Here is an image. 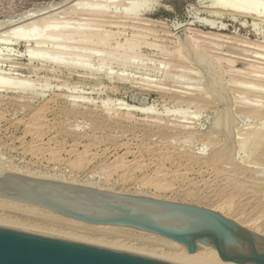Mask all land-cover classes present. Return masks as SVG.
<instances>
[{
    "label": "rangeland",
    "instance_id": "1",
    "mask_svg": "<svg viewBox=\"0 0 264 264\" xmlns=\"http://www.w3.org/2000/svg\"><path fill=\"white\" fill-rule=\"evenodd\" d=\"M134 1L118 2L121 9L136 7L131 16L118 9L121 16L115 18L117 7L111 5L105 15L113 19L109 21L76 11L72 6L81 0H0V34L18 22H42L48 11L44 21L52 27L60 21L59 26L67 25L64 30L73 26L79 32L87 19L90 27L96 19L98 28L114 33L104 46L75 42L76 34L71 39L66 35L64 41L59 36V41H52L46 34L52 43L44 39V48L38 45L47 49L33 58L26 53L28 45L36 46L33 41L9 36L0 43V76L7 73L32 82L21 91H0V168L217 212L222 208L229 215L225 217L264 232V113L259 116L264 112V73L249 66H264V53L256 55L251 46L264 44V15H233L214 7L213 0ZM24 25L18 26L25 32ZM139 32L140 45L120 46ZM213 34L217 36H209ZM61 41L68 51L54 64L50 58ZM66 57L73 63L65 65ZM84 59L87 68L75 67ZM118 101L150 109L126 110ZM255 109L258 114L252 112ZM8 207L0 203L1 222L68 237L75 234L49 216ZM97 235L89 236L102 237ZM115 239L133 251L136 245L144 247L139 244L143 238L130 232L116 231L105 240Z\"/></svg>",
    "mask_w": 264,
    "mask_h": 264
},
{
    "label": "water",
    "instance_id": "2",
    "mask_svg": "<svg viewBox=\"0 0 264 264\" xmlns=\"http://www.w3.org/2000/svg\"><path fill=\"white\" fill-rule=\"evenodd\" d=\"M0 199L78 221L131 227L182 244H206L222 261L264 264V236L196 205L25 176L0 168ZM0 264H194L0 222Z\"/></svg>",
    "mask_w": 264,
    "mask_h": 264
},
{
    "label": "bare ground",
    "instance_id": "3",
    "mask_svg": "<svg viewBox=\"0 0 264 264\" xmlns=\"http://www.w3.org/2000/svg\"><path fill=\"white\" fill-rule=\"evenodd\" d=\"M64 1V0H63ZM80 1V0H79ZM93 0H81V2H77L76 4H74L72 7L77 11H81L82 10V12H84V11H86V13L88 12L89 13V15H90V17L92 18H95V16L97 17V18H100V17H105V15H107L108 13H109V9H110V7H111V5H115V8L117 7V9H115V11L114 12H112V14H114V15H116L115 16V18H117V17H120V16H118L119 15V13L121 12H119L118 11V9H121V4L120 3H118V2H120V0H101L100 2H97V3H94L96 0H94V2H92ZM138 1V3H139V0H137ZM137 1H134V5L136 4H138L137 3ZM211 1V0H210ZM73 2H75V1H73ZM73 2H72V4H73ZM94 3L93 4V7L91 6V8L89 9V7L90 6H87V5H89V3ZM213 3V5H215L214 7H218L219 8V10H220V8L222 9V10H226V11H228L230 14H233V15H239V14H243V15H245V17H247L248 15H250V17L252 16H254V17H258V16H262L263 17V15H264V0H213L212 1ZM124 5V4H123ZM132 5V4H131ZM210 5H211V3H210ZM51 6H52V4H51ZM86 7H88V9L86 8ZM125 7V6H124ZM122 8L121 10H122V12L120 13V14H125V16H131V15H129V14H132V13H134L133 11L135 10L134 8H136V7H127V8ZM213 7V6H212ZM261 7H262V10H261ZM43 8V7H42ZM54 8V7H53ZM69 8V7H68ZM72 8V10H74ZM49 9V8H48ZM212 9H214V8H212ZM216 9V8H215ZM75 10H74V12H75ZM84 10V11H83ZM113 10H114V7H113ZM41 11V10H40ZM39 11V12H40ZM42 12V11H41ZM48 12H50V11H48ZM47 12V13H48ZM51 12H52V10H51ZM72 12V11H71ZM74 12H72L73 14H74ZM43 14L45 13V12H42ZM45 14V15H47L48 16V14ZM41 14V13H40ZM54 13H51V15H53ZM111 14V13H110ZM135 14V13H134ZM137 14V13H136ZM248 14V15H247ZM23 15H24V13H23ZM22 15V16H23ZM57 15V14H56ZM88 15V16H89ZM247 15V16H246ZM27 16V15H26ZM46 16V17H47ZM49 16H50V13H49ZM19 17V16H18ZM42 17V16H41ZM44 18V17H42L43 19H41L40 18V20H42V22H40V21H38V23H36L37 21H35V20H33L35 17H30V18H32V20L34 21H32L31 19V21L32 22H30L29 24H31L30 26H29V24L27 23V20H26V23L24 22V19L22 20L24 23H25V25H24V23L23 24H20L19 22V24L17 23V22H15V23H17V25L16 26H13V28H12V25H11V28L9 27V25H8V27L6 26L7 24H6V22L4 23L5 24V26L7 27V29L8 30H4V28H3V30L4 31H1V33L2 34H0V43H2V42H4V41H9V36H13V37H16V39H17V37L18 38H21V39H25L26 41H33L35 44H36V46L34 45H32L31 47H26L27 48V50H26V53H27V51H28V53H29V55H30V57H32V56H36V55H38V57L40 56V55H42L41 53H43V51H45L46 49H47V47L45 48V50H43V48H44V46H43V44H45L44 42H45V40L44 39H47V41L49 40V38L50 37H48V35H46V34H50L51 35V38H52V41H56L55 39H58V37L57 36H59V37H63L61 40H63V39H65V36L68 38L70 35H77V39L76 40H74L75 42L76 41H78V42H87L88 41V43L90 42V41H92L93 43H91L92 45L93 44H95V45H101V46H104V45H106V43H108L109 42V39L110 38H112V36H113V32L111 31V30H106V29H102V28H98V26H97V24H96V22H97V20L95 19V24L94 23H92V22H94V20L91 22L92 24H94V25H91V27L89 26V23H87V22H89L88 21V19H87V22H85L84 24H81V26H79V27H81L80 28V31L79 32H76V30H74V27L72 26V29H70L71 28V26H70V28L68 27V30H64L63 29V27L62 26H59L60 25V21L59 22H55V23H57V24H59V25H56V24H54V22H53V24L54 25H56V26H54L53 25V27L51 26V24H49V21L47 20V21H44V19H47V18ZM135 18H136V16H134ZM249 17V16H248ZM251 17V18H252ZM261 17V18H262ZM106 18V17H105ZM104 18V19H105ZM108 18V17H107ZM106 18V19H107ZM123 18V17H122ZM138 18V17H137ZM141 18V17H140ZM261 18H259V19H261ZM26 19H27V17H26ZM38 19H39V17H38ZM49 19L51 20V17H49ZM110 18H108V20H109ZM252 19H254V18H252ZM256 19V18H255ZM102 20H103V18H102ZM111 20H113L112 18H111ZM111 20H109V21H111ZM135 20V19H134ZM140 20V19H139ZM264 20V19H263ZM6 21V20H5ZM18 21H20V20H18ZM22 21H21V23H22ZM68 21V20H67ZM138 21V20H137ZM1 22H4V21H1ZM28 22H29V20H28ZM40 22V23H39ZM66 22V21H65ZM69 22V21H68ZM67 22V23H68ZM113 22H115V21H113ZM117 22V21H116ZM35 23V24H34ZM52 23V22H51ZM64 22H62L61 21V24H63ZM111 23V22H110ZM118 23V22H117ZM206 23L207 24H209L210 26H211V28H214V26H215V24L213 25V22H211L210 20H207L206 21ZM9 24H11V23H9ZM12 24H13V21H12ZM38 24H40L41 26H39ZM66 24V23H65ZM65 24H63V25H65ZM74 24V23H73ZM99 24H102V25H104V23H99ZM106 24H108L107 23V21H106ZM114 24V23H113ZM119 24V23H118ZM118 24H116V25H118ZM18 25H24V26H26V25H28V26H26L27 27V31H25L24 32V30L26 29L25 27V29L23 30L22 29V27H20V26H18ZM38 25V26H37ZM79 25V24H78ZM110 25V24H109ZM112 25V24H111ZM1 26V25H0ZM4 26V27H5ZM67 26V25H66ZM66 26L64 27V28H66ZM76 26V25H75ZM82 26H83V28H82ZM95 27V28H93V27ZM5 27V28H6ZM29 27V28H28ZM50 27H52V28H50ZM58 27V28H57ZM78 26H76V28H77ZM78 27V28H79ZM99 27H101V25L99 26ZM103 27V26H102ZM75 28V29H76ZM20 29H22V31L20 30ZM67 29V28H66ZM70 29V30H69ZM254 29V28H253ZM21 31V33L20 32H18V31ZM79 30V29H78ZM45 33V34H44ZM211 33H213V32H211ZM43 34L44 35H46L47 36V38L45 37H43ZM53 34V35H52ZM54 34H57V35H55L56 37H54ZM118 34V33H117ZM142 34V33H141ZM200 34V33H199ZM202 34V33H201ZM200 34V35H201ZM208 34V33H207ZM49 35V36H50ZM76 35H75V38H76ZM137 35H140V32H139V34L137 33L136 34V36H131V38L130 39H125V40H123V42L124 43H120V46L122 47V46H129L130 48H132V47H135L136 45H138L139 44V41H140V39H139V36L137 37ZM203 36H204V34H202ZM54 38H53V37ZM210 37H213L214 36V34L211 36V35H209ZM217 36V35H216ZM216 36H214V38L216 37ZM226 36V35H225ZM71 38H72V36H70ZM69 37V38H70ZM140 37H141V35H140ZM223 37V36H222ZM229 37H230V35H229ZM235 37H236V35H235ZM51 38H50V40H51ZM70 38V39H71ZM204 38V37H203ZM245 38V37H244ZM8 39V40H7ZM15 39V38H14ZM54 39V40H53ZM114 39V38H113ZM218 39V38H217ZM224 39V38H223ZM227 39V38H226ZM233 39V38H232ZM11 40V39H10ZM49 40V42L48 43H52V41H50ZM60 40V38L58 39V41ZM66 40V39H65ZM212 40V42H215L213 39H211ZM210 40V41H211ZM236 40V39H235ZM237 40H240V38L238 39L237 38ZM236 40V41H237ZM245 41L244 39H241L239 42H241V41ZM17 41V40H16ZM25 41V42H26ZM64 41V40H63ZM68 41V40H67ZM207 41H208V39H207ZM226 41V40H225ZM232 41V40H231ZM234 41V40H233ZM246 41H247V39H246ZM250 41V40H249ZM248 41V42H249ZM13 42H15V41H13ZM118 42V41H117ZM228 42H229V38H228ZM258 42V41H257ZM8 43V42H7ZM30 43V42H29ZM32 43V42H31ZM47 43V44H48ZM58 43H60V42H58ZM61 43H62V41H61ZM61 43L59 44V45H57V50H56V46H55V49L53 50V56H51V60H52V63L54 62V64L55 63H60L59 62V60H60V55H62V54H64V52H65V54L67 53V51H64L63 49H65L64 47H66V48H68V46H66L67 44L64 42V45H63V43H62V45H61ZM144 43H147V42H144ZM232 43V42H231ZM242 43V42H241ZM6 44V43H5ZM38 44H42L41 45V47L43 46V48L41 49V48H39L40 46L38 45ZM55 44H57V42L55 43ZM206 44H208V43H206ZM213 44V43H212ZM216 44V43H215ZM240 44V43H239ZM243 44V43H242ZM2 45V44H1ZM140 45V44H139ZM147 45H152V43L151 44H147ZM154 45V44H153ZM249 46H250V43L248 44ZM247 45V46H248ZM61 46V47H60ZM245 46H246V43H245ZM251 46H252V48H253V50H254V52L256 53V55L259 53V52H263L264 53V44L261 42V43H254V42H252V44H251ZM60 47V48H59ZM63 48V49H62ZM76 48V47H75ZM115 48V47H114ZM123 48V47H122ZM121 48V49H122ZM249 48V47H248ZM250 49V48H249ZM63 50V51H62ZM66 50V49H65ZM71 50V49H70ZM248 50V49H247ZM35 51H37L38 53H36ZM42 51V52H41ZM124 51V50H123ZM122 51V52H123ZM251 51V50H250ZM55 52V53H54ZM63 52V53H62ZM253 52V51H252ZM27 53V54H28ZM32 53H34V54H32ZM36 53V54H35ZM62 53V54H61ZM65 54H64V56H65ZM68 54H71V53H68ZM180 55V54H179ZM259 55H261L260 53H259ZM258 55V56H259ZM262 55H264V54H262ZM261 55V56H262ZM26 56V55H25ZM9 57V56H8ZM27 57H28V55H27ZM29 57V58H30ZM37 57V56H36ZM68 57V56H67ZM66 57V59L67 60H63V62H65L64 64L66 65H69V64H72L73 62L70 60V59H68ZM33 58V57H32ZM65 58V57H64ZM263 58H264V56H263ZM42 59H45V57L44 58H42ZM50 59H47V61H49ZM63 58H62V56H61V60H62ZM2 60V59H1ZM9 60V59H8ZM50 60V61H51ZM225 60H229V59H225ZM49 61V62H50ZM83 62H81V63H76V66L75 65H73V66H75V67H81V68H87L88 67V65L86 64V62H88V60L87 59H84V60H82ZM229 61H231V60H229ZM228 61V62H229ZM4 62V61H3ZM62 62V63H63ZM72 62V63H71ZM227 62V63H228ZM234 62V61H233ZM229 63H231V62H229ZM4 64V63H3ZM78 64H80V65H78ZM232 64V63H231ZM250 66V69H254L255 67H257L256 68V70H259L260 69V71H261V73H264V66H257V64H256V66H254L253 65V63L252 64H250L249 65ZM253 66V67H252ZM1 67V66H0ZM252 67V68H251ZM33 68V67H32ZM52 69V68H51ZM50 69V70H51ZM249 69V70H250ZM3 70V69H2ZM86 70V69H85ZM1 71V70H0ZM253 71V70H252ZM256 72H258V71H256ZM7 74V73H6ZM6 74H5V76H4V73H3V76H0V91H7V90H11V91H15V90H24L25 89V87L28 85V83H31L32 84V82H30V80L29 79H22L21 77V79H19V78H16V77H12V76H10L9 74L6 76ZM0 75H2L1 73H0ZM249 86V85H248ZM251 86H252V84H251ZM28 87V86H27ZM34 88V87H33ZM31 89V88H30ZM32 90V89H31ZM19 91V92H20ZM23 92V91H22ZM103 103L102 104H107V101L105 100V101H102ZM118 104H121V105H123V108L124 109H126V110H134V111H138V112H146L147 111V109L149 108L148 106H137V105H131V104H128V103H123V102H119L118 101ZM263 104H261V108H263L264 107V105L262 106ZM104 107V106H103ZM105 108V107H104ZM244 108V107H243ZM261 108H260V110H261ZM150 109V108H149ZM247 109V108H246ZM244 110V109H243ZM251 110V109H250ZM255 112V114H258V109H255V110H252V112ZM261 113V114H260ZM259 113V116L261 117V115H262V113H264V112H260ZM254 113H252V114H249V115H251V116H255V115H253ZM264 115V114H263ZM256 117H258V115H256ZM260 117H258V118H260ZM264 118V117H263ZM259 120V119H258ZM261 121H263V120H261ZM260 132V131H259ZM259 134V133H258ZM190 140V139H189ZM209 140V139H208ZM35 145V144H34ZM37 146V145H36ZM85 152V151H84ZM88 152V151H87ZM85 156V155H84ZM215 159V158H214ZM206 162V161H205ZM143 163V162H142ZM1 169H2V167H1ZM4 169V168H3ZM9 171V170H8ZM11 171V170H10ZM12 172V171H11ZM14 172H16V173H19V174H22V175H25V176H29V177H36V178H43V179H52V180H57V181H61V182H66V183H76V184H81V183H77V182H74L73 180L72 181H70V180H68L67 181V178H63V177H55V176H51V175H47V174H40V175H34L33 173V175L29 172V173H24V172H22V171H19V170H17V171H14ZM155 179V178H154ZM158 179V178H157ZM81 185H84V184H81ZM86 186H91V185H86ZM94 187V186H93ZM0 203H1V206H2V204H6V206L8 207V204H10V208H11V205H14V206H18V207H16V208H19V206H20V208H21V206L22 207H24V208H26V210L27 211H31V214H32V212H34L35 214L36 213H40V215L42 214V215H45V217L46 216H49V218H52V219H54V220H56V221H58V223H60V224H62V225H65V226H67L66 228H68V229H70L71 231L70 232H72V233H75L74 234V236H73V234L71 235V236H73L74 238H78V239H83V240H85L89 235H97V236H102L100 239H96V240H94V239H91V238H95V237H90V238H88V239H86L87 241H95L96 243H101V244H105V245H110V246H115V247H119V248H124V249H129V250H131V249H133V248H131V247H129V246H127V244L126 243H121V242H123L122 240H121V242L118 240V241H116V239H115V241H112V240H110V241H107V240H105V239H107L108 237L110 238V236H111V234H113L114 232H116V231H125V232H130V233H132V234H134V235H137L139 238H143V239H141L140 241H139V244L140 245H142V247L143 248H141V249H138L137 248V245H136V251H140V252H143V253H147V254H152V255H157V256H161V257H166V258H170V259H175V260H180V261H184V262H189V263H194V264H236V263H234V262H232V261H222L220 258H219V256H218V253H217V251H216V249L215 248H213V247H211V246H209V245H206V244H197L198 246H199V249L198 250H196L195 252H191V253H188L187 252V250H186V248L182 245V244H180V243H178V242H176V241H173V240H171V239H168V238H165V237H162V236H160V235H157V234H154V233H151V232H147V231H143V230H140V229H135V228H131V227H122V226H113V225H96V224H90V223H86V222H82V221H78V220H75V219H72V218H69V217H65V216H63V215H60V214H57V213H54V212H52V211H49V210H47V209H44V208H41V207H38V206H34V205H28V204H24V203H18V202H14V201H10V200H3V199H0ZM218 207H219V205H218ZM217 207V208H218ZM9 208V207H8ZM21 209H23V208H21ZM214 209V208H213ZM212 209V210H213ZM218 212L219 213H222V215L224 214V215H226V216H228L229 217V215H228V213H226L225 212V210H223L222 208H221V210H218ZM32 215H34V214H32ZM37 215V214H36ZM38 216V215H37ZM43 217V216H42ZM44 217V218H45ZM39 218H40V216H39ZM1 219V218H0ZM2 220H4V219H2ZM44 220V219H43ZM45 220H48V218L47 219H45ZM233 220H235L236 222H238L240 225H242V226H244V227H246V228H248V229H251L252 231H254V232H258L259 234H264V232H262V231H259V229H258V227L257 226H253L252 224H249V223H245V222H242V221H240V220H238V219H236V218H233ZM52 221V220H51ZM1 222V221H0ZM4 223H5V221H3ZM2 222V223H3ZM15 222V221H14ZM13 222V223H14ZM256 222V221H255ZM15 224H16V222H15ZM21 224V223H20ZM29 224V223H28ZM32 224V223H31ZM44 224H46V223H44ZM50 224V223H49ZM17 225H19V223L17 224ZM16 225V226H17ZM22 225V224H21ZM21 225H19V226H21ZM26 226H27V224H25ZM24 225H22L21 227H23ZM39 226V225H38ZM51 226V225H50ZM56 226V225H55ZM54 226V227H55ZM28 227V226H27ZM26 227V228H27ZM61 227V226H60ZM64 227V226H63ZM62 227V228H63ZM45 228V227H44ZM55 229H58V228H55ZM65 229V228H64ZM47 230H49V228L47 229L46 228V231ZM61 230V229H60ZM63 230V229H62ZM64 231V230H63ZM48 232H50V231H48ZM55 232H56V230H55ZM65 232V231H64ZM88 232V233H87ZM54 233V232H53ZM66 233V232H65ZM71 233H69V235H70ZM76 234H79V235H76ZM81 235L82 236H84V238L83 237H81ZM117 235H118V232H117ZM124 235V234H123ZM87 236V237H86ZM125 236V235H124ZM130 236V235H129ZM106 237V238H105ZM113 237H115V236H113ZM116 238V237H115ZM134 238H136V237H134ZM123 239V238H122ZM139 240V239H138ZM125 241V240H124ZM125 242H128V241H125ZM126 244V245H125ZM132 244H133V242H132ZM129 245H131V244H129ZM135 245V244H134ZM133 245V247H134V249H135V246ZM132 246V245H131ZM140 247V246H139Z\"/></svg>",
    "mask_w": 264,
    "mask_h": 264
}]
</instances>
